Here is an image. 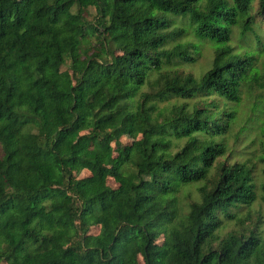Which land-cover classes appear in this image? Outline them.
<instances>
[{"label": "trees", "instance_id": "1", "mask_svg": "<svg viewBox=\"0 0 264 264\" xmlns=\"http://www.w3.org/2000/svg\"><path fill=\"white\" fill-rule=\"evenodd\" d=\"M262 90L264 0H0V262L264 264Z\"/></svg>", "mask_w": 264, "mask_h": 264}, {"label": "rangeland", "instance_id": "2", "mask_svg": "<svg viewBox=\"0 0 264 264\" xmlns=\"http://www.w3.org/2000/svg\"><path fill=\"white\" fill-rule=\"evenodd\" d=\"M209 55L210 53H206L200 64L194 68L195 72H200L208 67L210 59ZM238 117L239 124L236 129L234 128V131L238 132L243 127L251 128L250 136L246 139L240 140L238 144L240 145L239 149L245 151L247 148L248 150L246 153L257 155L258 143L262 138L261 134H264V90L257 92L253 97H249V100L244 98L238 109ZM121 143V146L112 145L114 155H116L117 150L121 149L123 145L129 144L130 141L128 139H122ZM107 184L113 189L118 186L112 179H109ZM190 198L194 200L199 198V195L194 187H190L186 190L183 201L186 202ZM260 198L261 193H259V198L252 207L247 210H243L240 213L238 212L236 214V218L232 222L227 223L219 234L222 236L229 231L240 233L243 229H252L253 226L258 225L261 239L264 242V202H262ZM98 232V227H92L89 234L95 235ZM0 264L5 263L0 262ZM136 264H144L141 257H138Z\"/></svg>", "mask_w": 264, "mask_h": 264}]
</instances>
